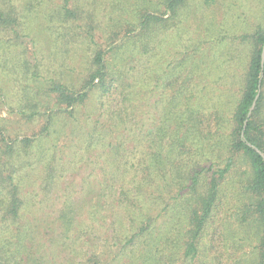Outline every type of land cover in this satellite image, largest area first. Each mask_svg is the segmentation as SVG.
<instances>
[{"label": "trees", "instance_id": "obj_1", "mask_svg": "<svg viewBox=\"0 0 264 264\" xmlns=\"http://www.w3.org/2000/svg\"><path fill=\"white\" fill-rule=\"evenodd\" d=\"M187 2L0 0L9 109L42 120L0 125V264H264V28L220 35L249 46L222 110L196 45L156 65ZM40 16L53 67L17 50Z\"/></svg>", "mask_w": 264, "mask_h": 264}, {"label": "rangeland", "instance_id": "obj_2", "mask_svg": "<svg viewBox=\"0 0 264 264\" xmlns=\"http://www.w3.org/2000/svg\"><path fill=\"white\" fill-rule=\"evenodd\" d=\"M187 4L188 6L181 17L182 22L176 27L168 29L162 43L163 46H160L163 52L159 54V60L156 58V65L162 64L171 57L169 54L176 51L175 46L179 40L185 44L196 45L198 52L193 54V58L200 60V62L198 61L199 78L203 80L197 87L198 93L202 89L203 95L208 97L207 100L219 96L222 110L231 109L240 94L239 79L244 69L249 46L241 44L240 47H237L235 40L229 37L220 40L222 39L220 35L252 30L258 24L264 28V0H188ZM41 21L40 16L32 27L30 36L22 37L19 40L21 45L17 50L21 49L22 56L29 60L31 67L34 64V56L37 59H42V62L47 66L53 67L58 62L51 56L52 47L46 40L47 33L42 30ZM164 50L167 51V54ZM226 60H228V66L223 65ZM71 68V72L76 74L75 66L72 65ZM220 76L224 77L223 84H213V81L219 79ZM228 81L229 89H226L224 85ZM0 85L8 100L3 103L0 99V125L5 127L7 139L8 135L11 137L33 136V133L38 132L42 125L41 118L29 122V120L20 117L13 109H9L14 97H17L16 92L12 88V83L2 74H0ZM13 92L15 96H13ZM157 93L154 92L155 97H157ZM13 105L15 106V104ZM89 169V165L83 160L79 169L73 168L72 173L75 174V178L77 173L85 176ZM239 172L241 177H247L250 174L249 167L244 164L239 168ZM68 176L65 177V181ZM71 179L69 176V181ZM80 185L77 183L76 187L78 188Z\"/></svg>", "mask_w": 264, "mask_h": 264}, {"label": "water", "instance_id": "obj_3", "mask_svg": "<svg viewBox=\"0 0 264 264\" xmlns=\"http://www.w3.org/2000/svg\"><path fill=\"white\" fill-rule=\"evenodd\" d=\"M263 54H264V43H263V47H262L261 56H263ZM251 109H252V107H251Z\"/></svg>", "mask_w": 264, "mask_h": 264}]
</instances>
